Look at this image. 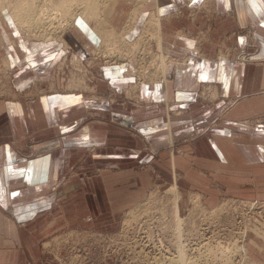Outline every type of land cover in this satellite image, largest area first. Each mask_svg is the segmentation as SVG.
<instances>
[{
  "label": "crops",
  "instance_id": "1",
  "mask_svg": "<svg viewBox=\"0 0 264 264\" xmlns=\"http://www.w3.org/2000/svg\"><path fill=\"white\" fill-rule=\"evenodd\" d=\"M148 2L154 15L144 29L155 33L167 62L174 58L162 86L140 88L141 105L124 108L102 94L106 84L119 90L127 83L121 63L101 66L96 92L60 87L28 101L0 97V264H45L37 248L46 234L115 217L119 200L141 198L151 169L182 198L195 189L207 200L224 193L264 199V122L244 119L264 112V0H214L212 40L254 24L252 48L242 30L230 37L238 50L251 49L254 60L239 64L192 53L193 39L176 29L193 31L195 22L168 15L183 0ZM0 22V62L15 67L13 86H38L61 57V40H28ZM205 48L213 56V41ZM204 81L215 83V102L196 98Z\"/></svg>",
  "mask_w": 264,
  "mask_h": 264
},
{
  "label": "rangeland",
  "instance_id": "2",
  "mask_svg": "<svg viewBox=\"0 0 264 264\" xmlns=\"http://www.w3.org/2000/svg\"><path fill=\"white\" fill-rule=\"evenodd\" d=\"M14 1L16 0H4L6 5ZM38 1L41 3L46 0H37L36 3ZM148 1L151 0H144L140 12L136 16L135 21L137 17L140 18L138 27H136L137 31H134L133 28L135 21L132 22L128 13L133 7V0H106L104 8L95 20V17L85 19L79 13L73 18L69 15L67 17L57 14V18L55 17L53 20V26L47 22V28L49 27L50 31L55 29L58 33L56 31V35L49 37L34 34L35 30L30 31L25 24L21 25L16 20L14 22L8 8H1L0 19L6 22L7 29H5L7 31L10 29L14 34L33 41L64 39L66 42L61 40L63 49L61 57L51 68L47 78L41 80L34 88L13 86L12 75L15 67L7 60L10 68L5 69L4 72V64L1 61L0 97L8 100L28 101L34 99L38 94L60 90V87L74 92H96L101 79V66L121 63L124 66L123 73L128 77L127 83L119 90L106 84L102 94L106 96L109 103L124 108L141 105L140 88L143 86L152 88L158 84L162 86L165 83L162 80L163 73L167 74V67L163 70V66L166 63L168 65L174 58L170 55L171 58L168 62L163 60V58L168 59V56L160 58L167 52L161 48L159 50L155 41V33L152 30L147 28L143 31L145 25L147 26L148 19L154 15V12H150L152 8H149L150 2ZM73 10L76 13L79 11L77 8L76 10L73 8ZM145 10L150 12L147 13V17H144ZM155 12L158 13V10ZM216 13L214 0H199L198 2L183 0V6L170 11L168 15L172 16L174 20L183 16L189 22H195L196 28L193 31L184 26L176 29L179 33L189 35L193 39L192 53L194 55L214 60L226 58L232 64L253 61L254 59L251 57L248 59L251 56L249 53L251 49L238 50L236 45L230 41V37L242 30L247 35L248 47L252 48L256 45L253 38L254 24L248 23L240 29L217 34L212 40L211 31L214 28L213 18ZM72 19L73 21H71ZM97 19L101 21V25ZM60 22L63 26L67 23V28L63 27L65 30L58 25ZM104 22L105 24H103ZM92 25L96 28H93ZM75 26L78 28H73ZM98 26L99 29L102 28L101 30L113 27V31L109 36L107 35L108 38H105L106 34H103L102 37L96 33L95 30ZM40 32L42 31L40 30ZM131 40L133 41L131 42ZM209 41H213L215 49L211 57L208 56L205 48V44ZM105 42L107 43L105 44ZM132 43H135L134 46ZM244 53H247L248 57L242 61L240 59L245 55ZM3 72L5 75L8 74V79L7 75L3 76ZM59 77L63 79L61 86L56 84ZM214 86L216 87L215 83L200 82L196 90V98L204 102H215L219 98V94L217 89L215 94L210 90ZM86 116L93 115L88 112ZM220 118H222V114L215 115L208 125H215L220 121ZM244 119L252 122H264V112ZM170 147L177 148L173 144L168 146L169 149ZM144 148L152 150L153 147L145 144ZM92 149L90 148L88 151L92 152ZM153 152L156 153L155 150ZM150 176L151 182L145 187L144 192L140 195L141 198L134 197L131 202L119 200V211L115 217H99L92 224L64 226L46 234L40 240L37 248L39 258H42L45 264H73L71 258L76 257L81 264H164V261L167 260L166 256L170 255V252L177 250V256H179L180 247L191 244L199 247L197 249V256L201 255L199 261H205L204 264H224V255L222 252L219 255V248L224 245L239 247L242 244L246 250L248 249L249 259L245 256L246 254L237 253L234 257L231 254L230 264L233 262L234 264H256L254 262L264 264V199L244 198L224 193L214 200H207L204 192L195 189L187 190L182 198L177 186H171L170 182H163L157 171L151 169ZM150 192L153 194L150 195ZM132 208L135 209L134 212L130 210ZM210 209H214V212L211 213ZM215 209L217 213H215ZM10 212L11 210L8 209L6 213ZM70 228L87 230L79 234L74 231L67 238L56 240L57 235H61L62 232ZM54 236L56 242H53L52 246H47L46 249L45 245L48 244V240L51 244V239ZM206 246L214 248L216 258L213 259L211 256L209 260L204 257L202 253L205 252ZM48 248H52V250ZM129 251L132 252V255H129ZM185 251L189 253L187 249ZM136 252H139L138 257H134ZM141 252H144V256L141 255Z\"/></svg>",
  "mask_w": 264,
  "mask_h": 264
},
{
  "label": "bare ground",
  "instance_id": "3",
  "mask_svg": "<svg viewBox=\"0 0 264 264\" xmlns=\"http://www.w3.org/2000/svg\"><path fill=\"white\" fill-rule=\"evenodd\" d=\"M37 0H16L12 3H9V4H5L4 0H0V9L3 8V7H7L8 8V12L10 13L11 18L13 19V21L15 22L18 21L19 23L22 24H25L27 27H28V30H35L33 33L34 34H39V35H42L43 37H49V36H52V35H56V31L55 29H52L51 31L48 30L49 27L47 28V22L49 25L53 26V20L55 19L56 15L57 14H62L64 16H67L69 15V17H74V15L76 14H80L83 18L87 19V18H91L94 20L96 18H98L97 16L99 15V12L102 11V9L104 8L105 4H106V0H46L44 2H37ZM101 1V2H100ZM126 1V0H125ZM129 1V0H128ZM109 2V1H107ZM121 2V1H119ZM144 2V0H133V7L131 8V10L128 12L129 13V18L133 21H135L136 19V16L138 15V13L140 12V9H141V6H142V3ZM111 3V2H110ZM112 7V6H110ZM73 8H77V13L73 10ZM51 10V11H50ZM152 12V11H150ZM54 13V14H53ZM101 14V13H100ZM101 17V16H100ZM57 18V17H56ZM58 18H61V16H58ZM151 18V17H150ZM91 19V20H92ZM152 19V18H151ZM57 20V19H56ZM61 20V19H60ZM68 20V19H67ZM89 20V19H88ZM109 20V19H108ZM66 21V19H65ZM73 21V19L71 20ZM97 21H99L97 19ZM103 21H105L103 19ZM107 21V20H106ZM153 21V19H152ZM151 21L150 25L153 24V22ZM101 25V21H99ZM99 22H96V23H99ZM1 23V22H0ZM71 23V22H70ZM75 23V22H73ZM90 22L88 21V24ZM95 23V22H94ZM108 23V22H107ZM131 23V22H129ZM3 24V23H2ZM64 24V22H63ZM105 24V22L103 23ZM147 24V22H146ZM58 25L61 26V29H63V27H66L67 28V23H65V25H61V22L58 23ZM134 25V24H133ZM132 25V26H133ZM50 26V27H51ZM93 26V25H92ZM97 26V25H96ZM109 26V25H108ZM111 26V25H110ZM131 27V24L129 25ZM1 27V26H0ZM77 26L73 27V28H76ZM105 27V26H104ZM146 27V25H145ZM144 27V28H145ZM60 28V27H59ZM78 28V27H77ZM93 28H96L93 26ZM100 27L98 26V28L95 30L96 33H98L100 36L102 35V37L104 36L103 34H106L105 38H108V36L111 34V32L113 31V27L109 28V29H99ZM143 28V30H144ZM149 28V27H148ZM115 29V28H114ZM129 29V28H128ZM40 30L42 32H40ZM65 30V29H63ZM82 30V29H81ZM146 30V29H145ZM58 33V31H57ZM122 33V32H121ZM125 33V32H124ZM49 34V35H47ZM97 34V35H98ZM108 35V36H107ZM128 35V34H127ZM138 36V35H137ZM136 36V38H137ZM141 36V35H140ZM20 37V36H19ZM54 37V36H53ZM56 37V36H55ZM60 38V37H59ZM103 39V38H102ZM101 39V40H102ZM123 39V38H122ZM45 40V39H44ZM62 40V39H61ZM22 41V40H21ZM133 40H131L132 42ZM63 42V40H62ZM66 42V41H65ZM107 42H105L106 44ZM24 44V43H23ZM135 43H132V45L134 46ZM139 44V43H137ZM66 46V44H65ZM132 46V47H133ZM137 46V45H136ZM152 47V46H151ZM108 48V47H107ZM110 48V47H109ZM112 48V47H111ZM134 48V47H133ZM112 50V49H111ZM109 53V52H108ZM117 53V52H116ZM107 54V53H106ZM245 54V53H244ZM247 54V53H246ZM243 55L241 57L240 60H246V58L248 56ZM111 55V54H110ZM161 55V54H160ZM252 55V54H250ZM105 56V55H104ZM164 56H168V54H165V55H162L160 56V58H163ZM241 56V55H240ZM250 59V56L249 58ZM8 59H5L3 58L2 59V62L4 64V72H5V69H8L10 68V64L7 62ZM164 61L167 62V59L166 58H163ZM167 63L163 66V70L167 67L166 66ZM3 72V76H6L7 75V79H8V74L5 75V73ZM8 73V72H7ZM2 75V74H1ZM164 75V73H163ZM154 81V80H153ZM172 186V185H171ZM153 192L151 193L150 192V195H152ZM131 211H135L134 208L130 209ZM129 210V212H130ZM211 213L212 211L214 212V209H210ZM128 212V213H129ZM215 213L216 212V209H215ZM243 234V233H242ZM245 234V233H244ZM47 243V242H46ZM218 243V242H217ZM176 244H174L175 246ZM200 246H202V244H200ZM176 247V246H175ZM180 251H179V256L178 253H177V250H175L174 252H170L171 254L170 255H167L166 258L167 260H165L164 264H204L205 261H199V259H201V255L198 257L197 256V249L199 247H196V248H192V249H187L189 251V253H187L185 251V248H183L182 246L180 247ZM205 252L202 253L204 254V257L207 258V259H211V256L214 258H216V256L214 255V248L212 249L211 246H206L205 247ZM196 251V253H195ZM222 252V255H224V264H230L231 262V254L232 256L234 257L235 254L239 253V254H246L245 256L249 259V257L247 256L248 255V252L246 250V247H244L242 244L241 246L239 247H234V246H227V245H224L222 247L219 248L218 250V253L219 255L221 254ZM132 253V252H131ZM131 253L129 255H131ZM139 255V252H136L134 253V257H138ZM243 256V257H245ZM242 257V258H243ZM203 259V258H202ZM245 259V258H244ZM243 259V260H244ZM254 262V261H252ZM250 262V263H252ZM257 264V262H254ZM136 264V263H135Z\"/></svg>",
  "mask_w": 264,
  "mask_h": 264
},
{
  "label": "built area",
  "instance_id": "4",
  "mask_svg": "<svg viewBox=\"0 0 264 264\" xmlns=\"http://www.w3.org/2000/svg\"><path fill=\"white\" fill-rule=\"evenodd\" d=\"M87 229H74V228H70L69 230H66V231H64V232H62L61 233V235H57L56 237V240L59 238V240H60V238H67L72 232H74V231H76L77 232V234H79V233H83V232H85ZM55 239V236L51 239V244H49V240H48V244H46L45 245V248L47 249V246H52L53 244V242L55 243L56 242V240H54ZM185 245H187V246H185V247H183V248H185V249H192V248H194V247H196V246H194V245H191V244H185ZM48 249H50V250H52V248H48ZM131 253V251H129V254ZM144 252H141V255L142 256H144V254H143ZM132 255V254H131ZM59 259H60V257H59ZM234 259V258H233ZM64 260V259H63ZM63 260H60L61 262L63 261ZM71 263H73V264H81V262H79V261H77V257L76 258H71ZM233 264H234V262H233Z\"/></svg>",
  "mask_w": 264,
  "mask_h": 264
}]
</instances>
